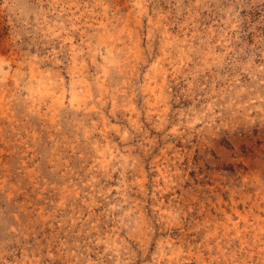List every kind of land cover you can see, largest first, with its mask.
<instances>
[{
  "label": "clouds",
  "instance_id": "9594fccd",
  "mask_svg": "<svg viewBox=\"0 0 264 264\" xmlns=\"http://www.w3.org/2000/svg\"><path fill=\"white\" fill-rule=\"evenodd\" d=\"M0 264H264V0H0Z\"/></svg>",
  "mask_w": 264,
  "mask_h": 264
}]
</instances>
